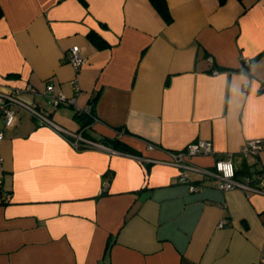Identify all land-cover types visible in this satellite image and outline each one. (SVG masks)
<instances>
[{
    "label": "crops",
    "instance_id": "1",
    "mask_svg": "<svg viewBox=\"0 0 264 264\" xmlns=\"http://www.w3.org/2000/svg\"><path fill=\"white\" fill-rule=\"evenodd\" d=\"M164 1L170 22L152 0H0V92L62 129L16 105L7 127L0 111V264L260 261L264 194L207 172L230 154L236 171L264 172V150L238 154L264 138V0ZM48 83L93 118L53 108ZM64 131L128 150L75 149ZM200 139L213 153L187 158L195 170L160 162Z\"/></svg>",
    "mask_w": 264,
    "mask_h": 264
},
{
    "label": "built area",
    "instance_id": "2",
    "mask_svg": "<svg viewBox=\"0 0 264 264\" xmlns=\"http://www.w3.org/2000/svg\"><path fill=\"white\" fill-rule=\"evenodd\" d=\"M65 59L68 61L75 70H79L80 67L85 63L86 58L80 53L79 47L74 45L66 50ZM211 61L212 59L209 58ZM242 63L245 66H249L251 61L248 58H243ZM213 73L217 72V69L212 70ZM48 102L53 108H56L60 104H66L75 108L77 114H89L90 106L80 108L75 103L73 96H66L62 91L57 90L52 83H48L44 92ZM13 105H16L26 110L30 116H32L40 125L55 126L62 130L60 127L55 125L44 113L39 111L35 106L28 104L21 100L17 95L13 93H1L0 92V111L4 117V122L7 127L12 126L15 121V110ZM96 119V117H95ZM65 137L68 139L72 147L75 149L83 147L100 148L114 152L115 150L103 141L93 140L89 137L83 136L81 131L68 132L64 131ZM4 137L3 131L0 130V142ZM148 148H153L154 144L147 143ZM261 150H264V138H251L247 139L238 150V154L241 157L256 156ZM213 153L212 142L207 139H200L191 143H188L183 149L168 151L169 157L160 162H164L176 167L183 169H194L195 167L189 165L186 162L187 158L194 155L204 154L210 155ZM2 156L0 154V161ZM207 174L213 179L215 186L221 190H229L233 188H241L246 192L253 191L256 193L264 194V172H257L255 177L245 176L244 179L236 178V169L233 162V154H230L223 158H218L214 163V170L208 171ZM178 179L183 183H189L186 172L181 171ZM107 185V181L104 186ZM200 186L190 184L191 190H196ZM6 199H9L10 194L6 193ZM225 224L220 222L219 226ZM256 264H264V248H262V255L260 261Z\"/></svg>",
    "mask_w": 264,
    "mask_h": 264
},
{
    "label": "trees",
    "instance_id": "3",
    "mask_svg": "<svg viewBox=\"0 0 264 264\" xmlns=\"http://www.w3.org/2000/svg\"><path fill=\"white\" fill-rule=\"evenodd\" d=\"M152 2L154 3V6L158 10V12L161 14V16L166 20V22H170L172 17H171V14L169 12V9H168L165 1L164 0H152ZM2 14H3V11H2V8L0 6V18L2 16ZM89 37H90V40L93 43H96L99 47L104 46V44H100L99 37L95 33H90ZM86 115L93 118V116H94L93 104L90 107L89 114H86ZM103 142H105V141H103ZM105 143L108 144V142H105ZM108 145H112V147H114L116 149L128 150L126 147L120 145L119 142L115 141V140H113ZM251 173L252 172L249 170V167L247 165H244V167L240 171H236V178L240 175L250 176Z\"/></svg>",
    "mask_w": 264,
    "mask_h": 264
}]
</instances>
